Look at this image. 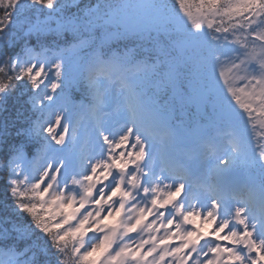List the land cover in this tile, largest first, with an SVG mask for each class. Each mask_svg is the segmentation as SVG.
<instances>
[{"label":"snow or ice","instance_id":"snow-or-ice-1","mask_svg":"<svg viewBox=\"0 0 264 264\" xmlns=\"http://www.w3.org/2000/svg\"><path fill=\"white\" fill-rule=\"evenodd\" d=\"M17 92L0 264H264V0H0Z\"/></svg>","mask_w":264,"mask_h":264},{"label":"trees","instance_id":"trees-1","mask_svg":"<svg viewBox=\"0 0 264 264\" xmlns=\"http://www.w3.org/2000/svg\"><path fill=\"white\" fill-rule=\"evenodd\" d=\"M19 92L15 93L12 97L9 98L8 105H7V112L0 113V119H3L5 117L15 120L17 117V110L21 108V102L18 99ZM0 166V203L3 202L7 195V191L5 188V182L4 177L6 174V171L2 167V162Z\"/></svg>","mask_w":264,"mask_h":264},{"label":"rangeland","instance_id":"rangeland-1","mask_svg":"<svg viewBox=\"0 0 264 264\" xmlns=\"http://www.w3.org/2000/svg\"><path fill=\"white\" fill-rule=\"evenodd\" d=\"M91 235V234H90Z\"/></svg>","mask_w":264,"mask_h":264}]
</instances>
